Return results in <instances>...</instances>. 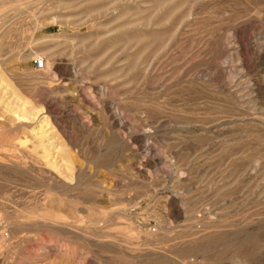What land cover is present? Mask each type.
<instances>
[{
	"label": "rangeland",
	"instance_id": "obj_1",
	"mask_svg": "<svg viewBox=\"0 0 264 264\" xmlns=\"http://www.w3.org/2000/svg\"><path fill=\"white\" fill-rule=\"evenodd\" d=\"M0 95V264H264V0H0Z\"/></svg>",
	"mask_w": 264,
	"mask_h": 264
},
{
	"label": "bare ground",
	"instance_id": "obj_2",
	"mask_svg": "<svg viewBox=\"0 0 264 264\" xmlns=\"http://www.w3.org/2000/svg\"><path fill=\"white\" fill-rule=\"evenodd\" d=\"M39 71V70H38ZM1 95H0V100H1ZM48 101V100H47ZM15 108H16V106H14ZM4 108H5V110H7L8 112H10L11 111V107L10 106H4ZM13 108V107H12ZM18 108V107H17ZM35 116V115H34ZM14 122V121H13ZM37 131V130H36ZM48 131V130H47ZM44 135V134H43ZM2 137H4V136H2ZM3 140V139H2ZM42 140V139H41ZM49 141V140H48ZM46 142H47V140L46 141H43V143H42V145L41 146H43V149H42V151L44 152V157L46 158V160H47V165L48 166H50L51 168H53V169H55V170H57L60 174H62V175H65V173H64V170L62 169L63 167L61 166V164L59 165L58 164V161H56V158L57 157H55L56 155H57V152H53L55 149H56V147H53V144H46ZM42 148V147H41ZM60 148V147H59ZM59 148H57L56 150H60ZM55 150V151H56ZM62 150V149H61ZM60 150V151H61ZM63 151V150H62ZM59 153V152H58ZM58 156H60V153H59V155ZM63 156V155H62ZM61 156V157H62ZM65 156V155H64ZM63 156V157H64ZM62 157V158H63ZM66 157V156H65ZM61 158V159H62ZM70 158H68V161L67 160H62V161H65V162H68V163H70V160H69ZM59 160V159H58ZM60 163V162H59ZM67 163V165H65L66 166V170H68V171H70V175H65V178L68 180V181H70V182H72L73 180H75L73 177H74V173H73V171H72V168H71V166L69 165ZM72 164V163H71ZM50 172H52L51 170H50ZM66 172V171H65ZM53 173V172H52ZM54 173H55V171H54ZM64 173V174H63ZM56 174H58L57 172H56ZM55 174V175H56ZM46 175V174H45ZM61 175V176H62ZM53 176V175H52ZM52 176H50V177H52ZM54 177V176H53ZM49 179H51V178H49ZM55 179V178H54ZM53 179V180H54ZM59 180V179H58ZM67 182V181H66ZM74 182V181H73ZM72 184V183H71ZM73 185V184H72ZM49 209V208H48ZM52 210V209H51ZM60 217V216H59ZM53 218V217H52ZM60 219V218H59ZM61 220V219H60ZM62 221V220H61Z\"/></svg>",
	"mask_w": 264,
	"mask_h": 264
},
{
	"label": "built area",
	"instance_id": "obj_3",
	"mask_svg": "<svg viewBox=\"0 0 264 264\" xmlns=\"http://www.w3.org/2000/svg\"><path fill=\"white\" fill-rule=\"evenodd\" d=\"M47 63L44 58H39L35 60V68L36 70L42 71L46 68Z\"/></svg>",
	"mask_w": 264,
	"mask_h": 264
}]
</instances>
